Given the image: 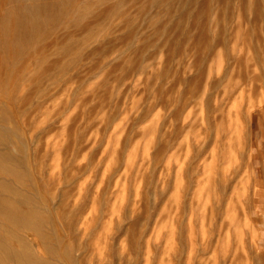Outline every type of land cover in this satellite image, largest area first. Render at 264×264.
<instances>
[{"label":"rangeland","instance_id":"obj_1","mask_svg":"<svg viewBox=\"0 0 264 264\" xmlns=\"http://www.w3.org/2000/svg\"><path fill=\"white\" fill-rule=\"evenodd\" d=\"M0 138L37 264H264V0H0Z\"/></svg>","mask_w":264,"mask_h":264},{"label":"bare ground","instance_id":"obj_2","mask_svg":"<svg viewBox=\"0 0 264 264\" xmlns=\"http://www.w3.org/2000/svg\"><path fill=\"white\" fill-rule=\"evenodd\" d=\"M2 144V139L0 138V145ZM9 158V154L7 153H0V162L1 161H4V160H8ZM5 173V172H4ZM0 188H3L1 185H0ZM2 190V189H1ZM11 198V197H10ZM27 198V197H26ZM3 203V202H2ZM11 203V202H10ZM5 204V202H4ZM8 204V203H7ZM0 207H2V204L0 202ZM14 207V206H13ZM6 209H9V208H6ZM11 209V207H10ZM13 209V208H12ZM25 212V211H24ZM33 213V212H31ZM19 214L17 211L14 212V209L13 211H4L3 212V216L5 218H7L11 223L15 224V225H18L19 227H22V228H26L27 226H29L30 224V220L31 219H27V218H24L22 215H17ZM23 214V212H22ZM27 215V214H26ZM27 217V216H26ZM39 217V216H38ZM33 226V225H32ZM29 229V228H27ZM30 230V229H29ZM0 234L3 235L0 231ZM6 239H11V241L13 239H15V241H18L20 242V246L23 250H27V245L23 240L19 239L18 237H16V235H14L15 237L12 238V236L10 237V235H4ZM8 236V238L6 237ZM18 238V239H17ZM10 239L8 240L10 242ZM14 241V240H13ZM27 242V241H26ZM28 243V242H27ZM22 250V251H23ZM0 255H2L6 260H10L11 262H14V263H17V264H37L38 262L35 261V259L32 258V255L29 254V253H26V252H20L19 250L17 249H14L4 238L3 236L1 237L0 236ZM26 257V258H25ZM4 262V261H3Z\"/></svg>","mask_w":264,"mask_h":264}]
</instances>
